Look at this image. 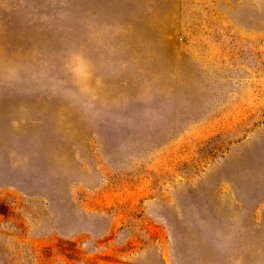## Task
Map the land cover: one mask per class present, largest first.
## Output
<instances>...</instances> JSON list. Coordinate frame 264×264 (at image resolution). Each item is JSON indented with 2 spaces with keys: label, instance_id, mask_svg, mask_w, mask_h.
I'll list each match as a JSON object with an SVG mask.
<instances>
[{
  "label": "rangeland",
  "instance_id": "374dc122",
  "mask_svg": "<svg viewBox=\"0 0 264 264\" xmlns=\"http://www.w3.org/2000/svg\"><path fill=\"white\" fill-rule=\"evenodd\" d=\"M0 264H264V0H0Z\"/></svg>",
  "mask_w": 264,
  "mask_h": 264
}]
</instances>
